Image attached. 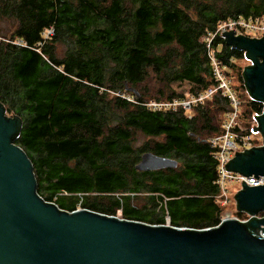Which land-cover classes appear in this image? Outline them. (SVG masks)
<instances>
[{
	"label": "trees",
	"instance_id": "trees-1",
	"mask_svg": "<svg viewBox=\"0 0 264 264\" xmlns=\"http://www.w3.org/2000/svg\"><path fill=\"white\" fill-rule=\"evenodd\" d=\"M263 17L264 0H0V102L22 119L15 143L39 196L67 212L80 205L151 225L168 217L176 228L217 226L227 213L209 139L222 131L225 98L216 92L191 119L147 105L214 87L203 35ZM210 46L244 91L243 52L220 36ZM240 98L242 133L252 134L262 105ZM149 154L177 167L137 171Z\"/></svg>",
	"mask_w": 264,
	"mask_h": 264
},
{
	"label": "water",
	"instance_id": "water-1",
	"mask_svg": "<svg viewBox=\"0 0 264 264\" xmlns=\"http://www.w3.org/2000/svg\"><path fill=\"white\" fill-rule=\"evenodd\" d=\"M244 54L241 72L248 98L262 105L253 134L261 145L236 153L227 172L264 178V37L222 34ZM22 119L0 102V264H264V184L245 183L234 195L245 222L228 214L202 230L151 225L78 208L61 210L37 193L33 165L15 143ZM177 167V161L144 155L137 171ZM263 214L259 218L258 215Z\"/></svg>",
	"mask_w": 264,
	"mask_h": 264
},
{
	"label": "built area",
	"instance_id": "built-area-1",
	"mask_svg": "<svg viewBox=\"0 0 264 264\" xmlns=\"http://www.w3.org/2000/svg\"><path fill=\"white\" fill-rule=\"evenodd\" d=\"M233 31L236 35L241 34L254 38L264 37V17L256 19L253 22H246L242 19L231 20L228 22L219 23L215 31L209 32L204 35L203 42L208 48V55L210 64L212 67V77L214 78V87L208 88L203 92L197 94H186L184 98L174 99L167 102H150L147 106L157 111H181L183 116L187 119H191L194 116L195 108L202 105L206 101L210 100L216 92H220L222 97L225 98L229 111L225 114V117L221 123V133L209 139V143L216 149L214 152V158L218 162L217 166V182L221 194L219 196L221 202L220 205H225L227 195V185L236 183H245L249 187H258L264 184V178H256L251 176L249 178L241 176L236 173L227 172L225 166L234 157L236 153L243 152L253 147L261 145L260 136L254 138L252 134H243V129L239 120V112L241 108V101L238 99L236 92L233 89V84L227 78L219 62L216 60V52L211 49V42L216 36H222L223 33ZM254 33V34H252ZM53 36V30L51 27L47 28L43 33L44 40ZM232 219L245 222L248 219H238L232 217ZM115 217L121 218L120 213ZM259 218L263 217V214L258 215ZM165 223L169 224V218L166 217ZM264 238V234H261Z\"/></svg>",
	"mask_w": 264,
	"mask_h": 264
},
{
	"label": "rangeland",
	"instance_id": "rangeland-1",
	"mask_svg": "<svg viewBox=\"0 0 264 264\" xmlns=\"http://www.w3.org/2000/svg\"><path fill=\"white\" fill-rule=\"evenodd\" d=\"M256 19H258V18H256ZM256 19H249V20H244V19H242V20H244V21H246V22H253V21H255ZM1 25V24H0ZM1 26H3L4 28L6 27V25L5 24H3V25H1ZM252 34H254V33H252ZM203 37H204V35H203ZM203 37L201 38V42H203ZM19 43H21L19 40L16 42V44H19ZM249 63H248V61H246L245 60V58H244V60L243 61H241V62H238V66H240V67H245L246 65H248ZM231 77H234V78H229V80H230V82L233 84V89H234V91L236 92V95H237V97H238V99L241 101V98H240V95H243V97H246V95H247V97H248V94H247V92H246V90H245V88H244V86H243V89H244V91H245V93H246V95H245V93H244V91L241 89V87L239 86L240 84H238V82L237 81H235V76L234 75H232ZM148 86H149V88H150V93L152 94V96H155L156 94H154V92L156 91L155 89L157 88V82L155 81V78H151V79H149V84H148ZM155 87V89H153ZM184 88V87H183ZM183 88H181V89H183ZM239 90H238V89ZM140 89H142V87H140ZM116 95H118V93H116ZM126 96V95H125ZM127 97V96H126ZM241 109L242 108H240V112H239V117H241ZM13 115V113H7V116H12ZM194 115H195V113H194ZM194 117V116H193ZM240 120V119H239ZM240 122H241V120H240ZM255 125V124H254ZM254 125H252L250 128H252L253 129V127H254ZM252 136L254 137V138H256V137H258L259 135L258 134H253L252 133ZM145 139H144V137L143 136H140L139 134L137 135V138H136V142H135V145H138L139 146V143H142L143 141H144ZM258 147V146H257ZM240 187H241V184H236V183H232V184H229V185H227V195H226V200H228V202L225 204V205H223V209H224V211L228 214V215H231L232 217L233 216H235L236 215V212H237V208H236V204H235V201H234V195L238 192V190L240 189ZM139 198V197H138ZM138 203H139V199H138ZM77 209L78 208H81L80 207V205H77V207H76ZM120 212L119 211H117L116 212V214H115V216L116 215H118ZM166 219V218H165Z\"/></svg>",
	"mask_w": 264,
	"mask_h": 264
}]
</instances>
